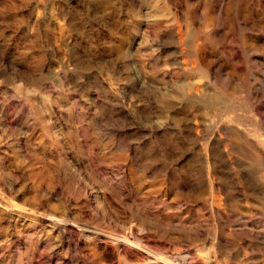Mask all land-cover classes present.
Returning <instances> with one entry per match:
<instances>
[{
    "label": "rangeland",
    "instance_id": "rangeland-1",
    "mask_svg": "<svg viewBox=\"0 0 264 264\" xmlns=\"http://www.w3.org/2000/svg\"><path fill=\"white\" fill-rule=\"evenodd\" d=\"M176 1L0 0V264H264V0L211 43Z\"/></svg>",
    "mask_w": 264,
    "mask_h": 264
},
{
    "label": "bare ground",
    "instance_id": "bare-ground-1",
    "mask_svg": "<svg viewBox=\"0 0 264 264\" xmlns=\"http://www.w3.org/2000/svg\"><path fill=\"white\" fill-rule=\"evenodd\" d=\"M185 1V7H186V12L185 15H187L189 17V19H191V22L187 25V29H189V31L191 32L190 35H192L193 39H203L204 41H206V43H211V41H216V39H224V36H221L219 34V29L213 25V19H221L224 21H227L231 15L235 14L236 9L235 8V1L236 0H198V1H194L191 2L190 0H184ZM193 1V0H192ZM248 1L249 0H237V11H240V18H241V22L240 25L244 28H248L251 30L256 29L255 25H253L252 23H250V21H248V16L247 13L245 14L244 12H248ZM241 3V4H240ZM164 4L168 5V6H172L173 9H175L176 5H177V1L176 0H164ZM175 13H177L176 11H174ZM158 16V15H157ZM201 16L203 18V24L197 27H194L193 25V20L196 19V17ZM168 17V16H167ZM155 18V17H154ZM157 18V17H156ZM231 19V18H230ZM165 20V19H164ZM219 26V24H218ZM169 27V26H168ZM205 28H207V30H205ZM262 30V29H261ZM175 34H176V38L179 40V42H182L184 37H185V33H183L182 29H181V25H179L178 23L176 24V28H175ZM187 33V32H186ZM261 34H256L254 36H256V38L260 39V37L264 34V31L260 32ZM223 37V38H222ZM229 37V36H228ZM190 42V41H189ZM210 45V44H208ZM184 50H182L183 52ZM192 55H187V57L189 58V62L186 61L185 57H182V67H183V71L182 73H186V71L188 70L187 67L189 66L190 70L189 71H193L195 69H197L198 72V76H194L193 78L190 77H185L182 81H178L175 84V90L177 91V93L179 95H181L184 91H186L187 89H191L194 91H200V90H208V88H206L207 86H211L210 89L215 90L218 89V87H220L221 89H231L232 91V86L229 83H225L223 86L221 85V76L220 73L217 71H213L210 63L208 62V60L206 59V54L205 51L203 53V49H196V48H192L191 52ZM186 57V58H187ZM163 73V72H162ZM177 74V73H175ZM188 74V72H187ZM189 75V74H188ZM169 77V76H168ZM239 82H242L244 77L242 76V78L238 77ZM202 79H206V82L204 83L202 81ZM176 82V81H175ZM174 82V83H175ZM174 86V84H172ZM243 85V83L239 84V86ZM216 91V90H215ZM215 98L214 100H217L219 97L218 95H215L214 97H212V99ZM205 100V99H204ZM134 103V101H133ZM155 130V129H154ZM118 133V131L116 132ZM115 134V133H114ZM123 135V134H122ZM115 136V135H114ZM119 137V136H118ZM123 137V136H121ZM125 137V135H124ZM115 141V139H114ZM113 141V142H114ZM123 141V140H122ZM112 142V143H113ZM125 142V141H124ZM123 143V142H122ZM248 144V143H247ZM121 145V144H118ZM121 147V146H120ZM130 147V146H128ZM122 148V147H121ZM131 149V147H130ZM136 151V150H135ZM206 152V151H205ZM107 178V177H106ZM106 181V180H105ZM108 184V183H107ZM106 184V186H107ZM112 186V185H111ZM110 186V187H111ZM112 188V187H111ZM177 189V188H176ZM115 190V189H114ZM7 199V198H6ZM112 203V202H111ZM114 204V203H113ZM110 208V207H109ZM111 209V208H110ZM29 210V209H28ZM43 214V212H42ZM197 214V213H196ZM23 215V214H22ZM21 216V215H20ZM19 216V217H20ZM150 217V216H149ZM154 218V217H153ZM17 219V218H16ZM156 219V218H155ZM181 219V218H180ZM147 220V219H146ZM38 221V220H37ZM39 221L41 223V226L45 227L46 229H48L49 232H57V230L59 229V226H61L60 224H63V222H67L61 215L58 216L55 213H46V216H44L43 218H39ZM24 222V221H23ZM25 223V222H24ZM196 223V222H195ZM28 224V223H27ZM84 226V225H83ZM86 226V225H85ZM186 226V225H185ZM190 226V225H189ZM42 228V227H41ZM85 228V227H84ZM141 228V227H140ZM43 229V228H42ZM63 229V227H62ZM44 230V229H43ZM42 230V231H43ZM100 230V229H99ZM81 232L85 238V240H89L90 235H88L87 231L81 228ZM90 232V231H89ZM106 232V231H105ZM110 232V231H109ZM45 233V232H44ZM48 233V232H47ZM46 233V234H47ZM59 233V231H58ZM56 233V234H58ZM112 233V232H111ZM55 234V233H54ZM133 234V233H132ZM123 235V234H122ZM95 237V236H94ZM104 237V235H103ZM110 241L111 242H117L119 241V235L115 234H111L109 235ZM108 238V239H109ZM107 239V238H106ZM105 239V240H106ZM141 240V239H140ZM101 241V240H100ZM109 241V240H108ZM87 242V241H86ZM96 242V240L94 241ZM122 242V241H121ZM108 243V242H107ZM110 243V242H109ZM58 244V243H57ZM56 244V245H57ZM68 244V243H67ZM113 244V243H112ZM111 244V245H112ZM55 245V244H54ZM87 245V244H86ZM107 245V244H105ZM115 245V244H114ZM96 246V245H95ZM110 246V245H109ZM139 248L141 246H138ZM89 248V247H88ZM137 248V247H136ZM96 249V248H95ZM91 252V251H90ZM94 253V251H93ZM158 254V253H157ZM154 256L156 257V261H159L158 263H163V264H170L169 261L167 262V260H163L159 255L154 254ZM165 258V257H164ZM184 258V257H183ZM149 259V257H148ZM152 259V258H151ZM150 259V260H151ZM154 259V258H153ZM168 259V258H167ZM145 260V259H144ZM183 259H181L182 261ZM152 262V261H151ZM183 263V262H182ZM150 264V263H149ZM153 264V263H152Z\"/></svg>",
    "mask_w": 264,
    "mask_h": 264
}]
</instances>
